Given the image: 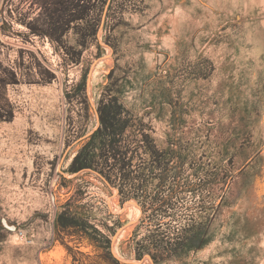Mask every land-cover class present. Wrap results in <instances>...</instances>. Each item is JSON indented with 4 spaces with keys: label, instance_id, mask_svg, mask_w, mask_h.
Listing matches in <instances>:
<instances>
[{
    "label": "rangeland",
    "instance_id": "374dc122",
    "mask_svg": "<svg viewBox=\"0 0 264 264\" xmlns=\"http://www.w3.org/2000/svg\"><path fill=\"white\" fill-rule=\"evenodd\" d=\"M0 264H264V0H0Z\"/></svg>",
    "mask_w": 264,
    "mask_h": 264
},
{
    "label": "water",
    "instance_id": "95a60500",
    "mask_svg": "<svg viewBox=\"0 0 264 264\" xmlns=\"http://www.w3.org/2000/svg\"><path fill=\"white\" fill-rule=\"evenodd\" d=\"M13 230H14V228H13Z\"/></svg>",
    "mask_w": 264,
    "mask_h": 264
}]
</instances>
